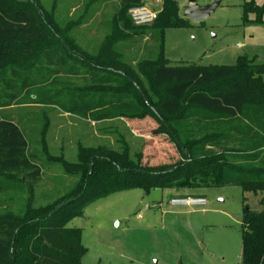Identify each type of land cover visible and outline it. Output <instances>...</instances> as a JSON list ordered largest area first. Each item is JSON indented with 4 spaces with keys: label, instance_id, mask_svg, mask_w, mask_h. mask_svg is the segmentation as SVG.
Returning a JSON list of instances; mask_svg holds the SVG:
<instances>
[{
    "label": "trees",
    "instance_id": "1",
    "mask_svg": "<svg viewBox=\"0 0 264 264\" xmlns=\"http://www.w3.org/2000/svg\"><path fill=\"white\" fill-rule=\"evenodd\" d=\"M120 2L105 22L112 33L89 53L72 42L67 21L60 26L38 2L0 0V264H83L89 249L82 229L69 224L113 194L223 186L243 191L242 262L264 264V62L243 54L234 65H173L165 31L189 23L178 2L162 0L150 26L135 25L128 14L144 0ZM242 21L263 24L264 3L245 1ZM126 38L144 42L150 57L126 58V45L115 42ZM54 108L96 123L150 116L159 124L154 133L172 140L180 160L142 166L143 152L120 133L117 147L81 146L77 163L52 156L46 116ZM38 125L37 145L30 134ZM53 164L76 181L57 178L66 191L38 206L37 188ZM251 192L260 194L261 210L250 208Z\"/></svg>",
    "mask_w": 264,
    "mask_h": 264
},
{
    "label": "rangeland",
    "instance_id": "2",
    "mask_svg": "<svg viewBox=\"0 0 264 264\" xmlns=\"http://www.w3.org/2000/svg\"><path fill=\"white\" fill-rule=\"evenodd\" d=\"M32 1L38 2L59 25L67 21L72 42L81 52L89 53L98 52L104 37L112 33L111 25L105 22L112 20L121 3L120 0ZM176 1L184 16L190 0ZM197 1L209 4L214 0ZM245 1L248 0H221L216 11L204 21L188 19L189 23L184 26L168 27L164 47L171 64L234 65L239 55L244 53L264 57V23L243 24ZM256 1L264 3V0ZM144 3L150 4V0H144ZM151 6L161 9L162 0L153 2ZM251 18H254L253 14ZM115 42L123 47L126 45V58L134 54L138 58L150 57L143 51L144 42L140 44L130 38ZM150 44L154 45L153 41ZM32 115L33 121L37 119L35 112ZM46 119L49 154L61 156L71 163H77L81 146L109 143L117 147L118 133L125 136L133 151L143 152L142 166L172 164L180 160L172 140L166 134L154 133L159 124L150 116L96 123L54 108ZM40 131L38 125L37 132L32 130L30 134L34 138L36 136V144L40 140ZM62 168L61 164L45 168L44 179L36 191L38 206L63 195L66 185H73L76 181L75 176L65 174ZM57 178L68 184L60 180V185L56 186ZM187 190L153 189L149 194L141 189L122 191L87 207L83 217H77L69 224L82 229L83 244L89 249L82 259L83 264H154L156 261L161 264H239L242 188L194 189L191 192L205 193L211 212L199 214L192 221L188 215L169 220V215L161 212L158 202L167 212L178 210L167 206V203L171 198L181 197L178 195ZM43 193L50 195L43 196ZM245 195L251 209H262L260 194L251 192ZM16 200L10 204L14 212L19 208ZM5 205L0 204V211Z\"/></svg>",
    "mask_w": 264,
    "mask_h": 264
},
{
    "label": "built area",
    "instance_id": "3",
    "mask_svg": "<svg viewBox=\"0 0 264 264\" xmlns=\"http://www.w3.org/2000/svg\"><path fill=\"white\" fill-rule=\"evenodd\" d=\"M160 11L161 9L153 8L149 4H143L132 7L128 14L135 25L150 26L157 20ZM207 204L208 200L201 196L174 197L167 203L171 207H203ZM241 264L246 263L241 260Z\"/></svg>",
    "mask_w": 264,
    "mask_h": 264
},
{
    "label": "crops",
    "instance_id": "4",
    "mask_svg": "<svg viewBox=\"0 0 264 264\" xmlns=\"http://www.w3.org/2000/svg\"><path fill=\"white\" fill-rule=\"evenodd\" d=\"M153 2H157V0H150V4L149 5L151 6V4H153ZM180 13L183 16V14L181 12V7H180ZM244 54L247 55L250 58H257V61H259V62H264V57L259 58L258 55L250 56L247 53H244ZM241 55H243V54H241ZM58 185H60V184H57V186ZM192 190H194V189H188L187 191H184L183 193L179 194L178 196L186 197V196H190L191 194H193L192 196H201V197H205L207 199L205 193H200V192H197V191L191 192ZM158 204H160L158 207L159 208L161 207V212L163 214H166V215L168 214L169 215L168 216L169 220L173 219L172 221H174L177 218V216H179V215H188L189 218H190V221H192V220H195L199 214H204V213H207V212H211V209L208 208V204L209 203L207 204V206H203V207H172V208H178V210H175V211H171L170 210V212H167L166 210L162 209L163 207H162V204L160 202H158ZM167 206H169V205H167ZM169 207H171V206H169ZM180 210H182V211H180ZM238 222H240V221H238ZM240 225H242V223ZM241 255H242V246H241ZM145 264H149V263L147 262ZM154 264H161V263H160V261H156V263H154ZM239 264H241V256H240V263Z\"/></svg>",
    "mask_w": 264,
    "mask_h": 264
},
{
    "label": "water",
    "instance_id": "5",
    "mask_svg": "<svg viewBox=\"0 0 264 264\" xmlns=\"http://www.w3.org/2000/svg\"><path fill=\"white\" fill-rule=\"evenodd\" d=\"M220 3L221 0H214L212 3L209 4H200L197 0H190L188 6L184 11V18L190 19L194 22H202L216 11ZM91 171L92 168L90 169V172ZM71 201L72 199L63 202L59 205L58 209Z\"/></svg>",
    "mask_w": 264,
    "mask_h": 264
}]
</instances>
